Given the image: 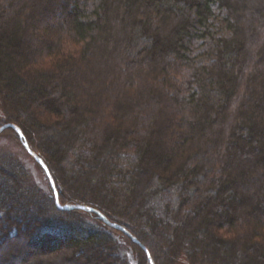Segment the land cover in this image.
Here are the masks:
<instances>
[{"label":"trees","instance_id":"16d2710c","mask_svg":"<svg viewBox=\"0 0 264 264\" xmlns=\"http://www.w3.org/2000/svg\"><path fill=\"white\" fill-rule=\"evenodd\" d=\"M0 107L154 263L264 264V0H0ZM31 162L0 156V264H149Z\"/></svg>","mask_w":264,"mask_h":264},{"label":"rangeland","instance_id":"374dc122","mask_svg":"<svg viewBox=\"0 0 264 264\" xmlns=\"http://www.w3.org/2000/svg\"><path fill=\"white\" fill-rule=\"evenodd\" d=\"M215 15H216V19L213 22V26L211 27V29L213 30V32L216 35H222L224 34V29H223V24H222V19L224 17V14L221 11H217L215 10ZM201 43H199V45L195 46V50H194V54H199L201 53L204 48L202 47ZM69 49V47H68ZM71 49V48H70ZM210 60H208L206 57H203L202 55H197L196 56V63L197 64H204V63H208ZM172 80L177 83L178 85H180L181 87L185 86V80H186V74L185 72H181L179 71L177 73V75L173 74L172 76ZM6 112H4V109H2L0 107V123L1 122H7V119H10L12 114V111L10 110H5ZM45 122H48V118H44L43 119ZM52 121L53 118H52ZM15 125V124H14ZM16 126V125H15ZM18 127V126H17ZM5 131V130H4ZM3 132V131H2ZM0 132V156L1 155H6L8 157H13L20 165H24L25 169H27L28 174L30 175V179L31 182L36 184L37 186L40 185L41 188L46 187L47 185L44 183V180L42 178V174L40 171H38V169L33 165V163L31 161H34L35 164L36 161L28 154V152L24 149V147L22 146V144H20V142L18 141V137L15 136L16 132L12 129V131H8V132ZM34 142H36L34 138H32ZM33 143V142H32ZM28 144V143H27ZM35 144V145H34ZM33 146L32 144L30 145V143L28 144L29 149L36 154V156H38V152L35 149V147L37 146V143H34ZM35 146V147H34ZM40 158V156H38ZM128 159H132L131 156H128ZM126 159V161L128 160ZM38 165V164H37ZM39 166V165H38ZM37 166V167H38ZM40 167V166H39ZM42 169V168H41ZM53 170V169H52ZM51 172V171H50ZM54 174H56V176L58 175V171L57 172H53ZM52 175V173H50ZM52 177V176H51ZM43 180V181H42ZM48 181V180H47ZM54 181V180H53ZM49 184V182H48ZM50 187V186H49ZM166 198H164V200L162 201H156L158 202V212L160 211L161 207L160 204L164 205V204H169L170 206L174 205L175 202V192L170 190V192H167L165 194ZM81 211V210H80ZM159 214V213H158ZM117 218V217H116ZM87 220L89 218H86ZM119 219V218H118ZM109 221V220H108ZM110 222V221H109ZM113 229V228H112ZM115 230V229H114ZM124 248L126 250H129V246L127 244H124ZM131 250V249H130ZM133 254L134 251L132 250ZM23 256V255H22ZM20 258V257H19ZM40 259H44V258H40ZM53 259H55V256L53 257ZM153 262V261H152ZM160 264L159 260H157V262H153V264ZM30 264H32L30 262ZM57 264V263H56ZM185 264V263H182Z\"/></svg>","mask_w":264,"mask_h":264},{"label":"water","instance_id":"95a60500","mask_svg":"<svg viewBox=\"0 0 264 264\" xmlns=\"http://www.w3.org/2000/svg\"><path fill=\"white\" fill-rule=\"evenodd\" d=\"M13 129L15 132H16V135L18 137V140L20 141V143L22 144V146L24 147V149L28 152V154L36 161V163L42 168V170L44 171L46 177H47V180L49 182V186H50V189L52 191V194H53V199H54V204L56 206V208L60 211H71V210H81V211H84V212H88V213H94L96 214L100 219L101 221L106 224L107 226H109L110 228H113V229H117L119 230L120 232H123L125 233L128 237L131 238V240L138 244L140 246V248L145 252L146 256H147V259H148V263L149 264H153L152 262V259L148 253V251L138 243V241L133 238L132 236H130V234L128 232H126V230L117 225V224H114V223H111L109 222L100 212H98L97 210L95 209H92L90 207H87V206H81V205H60L59 203V200H58V193L56 191V188H55V184H54V181L50 175V172L47 168V166L45 165V163L43 162V160L41 158H39L38 156H36L35 153H33L30 149H29V146L27 144V142L25 141L24 139V136L21 132V130L15 126L14 124H5L3 125L1 128H0V132L6 130V129Z\"/></svg>","mask_w":264,"mask_h":264}]
</instances>
